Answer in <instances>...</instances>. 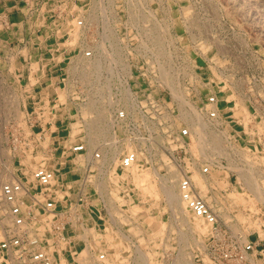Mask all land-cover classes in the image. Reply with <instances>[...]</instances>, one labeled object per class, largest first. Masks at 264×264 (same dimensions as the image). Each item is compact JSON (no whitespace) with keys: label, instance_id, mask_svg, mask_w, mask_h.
Here are the masks:
<instances>
[{"label":"built area","instance_id":"2783aa9c","mask_svg":"<svg viewBox=\"0 0 264 264\" xmlns=\"http://www.w3.org/2000/svg\"><path fill=\"white\" fill-rule=\"evenodd\" d=\"M11 1L32 30L14 44L0 13V264H264L258 54L235 66L216 28L149 1Z\"/></svg>","mask_w":264,"mask_h":264},{"label":"rangeland","instance_id":"374dc122","mask_svg":"<svg viewBox=\"0 0 264 264\" xmlns=\"http://www.w3.org/2000/svg\"><path fill=\"white\" fill-rule=\"evenodd\" d=\"M116 5L117 0H112ZM126 3L127 10L121 9V15L126 12V18L133 19L139 16L143 6L149 4L157 14V18L166 17L167 22H200L202 28H216L217 35L228 39L232 48L241 56L235 66L242 65V60H252L253 52L258 54L259 62H254L252 67H259L258 72L264 69V0H122ZM123 2V3H124ZM164 3V11L162 4ZM120 4V2H119ZM117 4V5H119ZM18 8V7H17ZM24 17L18 16L25 21ZM158 12V13H157ZM0 13H8L0 11ZM9 14V13H8ZM109 16L115 15L110 11ZM18 16L14 15L13 22H17ZM6 34V31L4 33ZM16 44V42H14ZM200 59V58H199ZM197 58V60L199 61ZM43 158V156H41ZM45 158V157H44ZM31 158H26L22 162L27 165H37ZM38 162V161H36ZM35 163V164H33ZM33 167V166H32ZM188 218H186L187 220ZM193 225V224H191ZM194 226V225H193ZM188 229L185 235V248L187 259L190 258L191 249L195 246L200 235ZM199 230V229H198ZM203 239V237H202ZM201 240V238H199ZM64 255L72 258L70 253ZM73 260V258L71 259ZM74 261V260H73ZM75 264L76 261H74Z\"/></svg>","mask_w":264,"mask_h":264},{"label":"bare ground","instance_id":"6f19581e","mask_svg":"<svg viewBox=\"0 0 264 264\" xmlns=\"http://www.w3.org/2000/svg\"><path fill=\"white\" fill-rule=\"evenodd\" d=\"M220 146H221L220 148H223L224 147V145H220ZM32 160H34L33 162H35L37 165L39 164V165L46 166L47 163H48L47 159L44 158V157L43 158L40 157V162H36V161H38V158H36V157L35 158L32 157ZM35 163H33V164H35ZM195 179L197 180V183H200L201 182L199 175H196L195 176ZM140 182L142 184L144 183L145 186L149 183V186L145 188L146 192L148 194H150V195L157 196V194H158L157 186H156L155 183L151 182L150 177L148 175H147V177H142L141 180H140ZM162 187L164 188V190H165V192H166V194L168 196V199H169L170 203L172 205H174V202L176 200V195H175V191H174L173 187L170 186V185H168V184H163ZM71 259H69L68 256H66V255L63 254L61 256V258H59L58 264H75V262L73 260H71Z\"/></svg>","mask_w":264,"mask_h":264},{"label":"crops","instance_id":"0c3cea01","mask_svg":"<svg viewBox=\"0 0 264 264\" xmlns=\"http://www.w3.org/2000/svg\"><path fill=\"white\" fill-rule=\"evenodd\" d=\"M7 3L9 5L13 4L11 0H7ZM0 11H5V10L3 9V7H0ZM7 12L9 13L11 19H13L14 15L18 16V14H20L22 18L24 17V11L19 8L10 9L9 11L7 10ZM31 30H32L31 24L25 21L22 22V20L18 16L17 22H13L12 29L8 32V35L14 42L17 43L22 39L25 40L29 39V37L31 36Z\"/></svg>","mask_w":264,"mask_h":264}]
</instances>
